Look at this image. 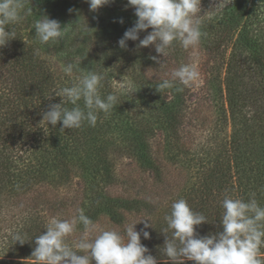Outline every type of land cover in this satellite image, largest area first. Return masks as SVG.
<instances>
[{"label":"trees","instance_id":"16d2710c","mask_svg":"<svg viewBox=\"0 0 264 264\" xmlns=\"http://www.w3.org/2000/svg\"><path fill=\"white\" fill-rule=\"evenodd\" d=\"M28 8L31 15L7 26L15 38L0 46V264H35L34 238L50 218L70 219L80 209L95 224L107 219L120 230L141 220L152 223L146 229L150 238L141 235V243L157 264H172L162 254V230L176 199L206 216L208 222L196 226L200 236L222 230L226 192L245 200L255 194L264 206V0H232L202 24L199 45L208 56L206 85L215 120L196 145L185 130L188 87L177 81L158 91L156 85L170 76L154 78L156 61L137 48V40L119 46L137 19L128 0H110L96 11L86 0H25ZM45 15L68 27L58 43L41 44L35 37L33 23ZM43 53L102 74L100 94H116V106L99 112L94 127L47 125L43 113L61 102L54 92L81 73L65 75ZM157 138L161 160L154 151ZM125 161L150 179V187L124 188ZM166 165L180 177L172 185ZM82 231L78 225L68 242ZM14 233L26 242H15Z\"/></svg>","mask_w":264,"mask_h":264},{"label":"clouds","instance_id":"9594fccd","mask_svg":"<svg viewBox=\"0 0 264 264\" xmlns=\"http://www.w3.org/2000/svg\"><path fill=\"white\" fill-rule=\"evenodd\" d=\"M86 2L90 10L96 11L110 0ZM200 3L201 0H128V5L135 9L137 19L118 41L119 46L125 48L128 40H139L138 47L152 45L156 53L164 57L169 55L174 42L185 50L197 47L204 35ZM32 12L31 8L25 10V0H0V46L15 38V32L7 26ZM119 22L123 23L122 20ZM33 28L41 44L58 43L68 31V27L62 28L59 21L46 15L36 19ZM148 29L152 30L140 39L139 33ZM151 59L159 63L157 56ZM74 69H79L81 74L71 86L54 92L61 97V102L51 104L43 113L42 121L47 125L55 127L62 122L61 130L79 129L85 122L94 127L98 113H108L118 100L113 93L101 96L102 74L84 70L79 63L61 67L68 76ZM199 77L196 63H183L173 68L170 78L163 79L156 88L161 92L174 87L177 81L180 85L189 86ZM120 87L126 89L127 82L121 81ZM80 101H83V106ZM68 104L72 107H67ZM221 207L223 211L219 219L222 230L200 236L196 226L208 222L206 216L193 210L184 198L173 201L170 213L164 217L167 227L162 230L165 234L163 256L172 264H184L186 260L194 264H264V254L261 253L264 248V206L255 194L245 200L226 192ZM141 222L144 226L137 231L135 225ZM78 225L83 226V231L69 243L67 238L76 232ZM149 227H153L152 223L150 225L141 220L127 225L123 234L117 229H98L95 222L80 209L70 219L50 218L46 231L34 238L31 258L35 264H157V259L141 243V235L144 239L150 238L146 230ZM12 238L21 244L26 242L20 233H14Z\"/></svg>","mask_w":264,"mask_h":264},{"label":"rangeland","instance_id":"374dc122","mask_svg":"<svg viewBox=\"0 0 264 264\" xmlns=\"http://www.w3.org/2000/svg\"><path fill=\"white\" fill-rule=\"evenodd\" d=\"M231 1L232 0H201L200 15H203V22L218 15V13ZM151 30L152 29L141 31L139 33V38L143 39ZM138 45L139 40L136 42L138 49L144 50L150 57L157 56L159 63L156 61L157 68L154 69L156 71L154 78L156 79L170 76L171 70L175 67H179L183 63H196L200 77L198 80L187 86L189 89V103L191 106L185 130L188 137L192 139L194 145L203 141L208 126L215 120L213 105L208 97V87L206 85V67L208 65V56L202 51L200 45L193 49L185 50L178 42H174L169 49V55L167 57H164L162 54H157L154 46L152 45L148 47H138ZM43 58L50 61L55 69L62 71L60 56L52 53H43ZM148 73L150 76L154 74L153 70L148 71ZM160 142L161 139L157 138L153 145L154 151H157L158 158L161 160L162 151L160 147L157 146ZM165 168L169 172V175L165 176L167 180L166 182L169 185H172V183L180 177L172 166L166 165ZM120 171L122 178L126 182V186L124 188L128 192H136L142 185L150 187V179H148L146 175H141L140 172H138V169H136V167L128 161L123 163ZM96 225L98 229H117L123 234V230L114 227V225L110 224L107 219L101 220Z\"/></svg>","mask_w":264,"mask_h":264}]
</instances>
